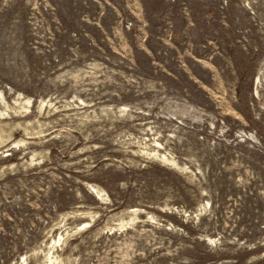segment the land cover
Wrapping results in <instances>:
<instances>
[{"label":"rangeland","instance_id":"obj_1","mask_svg":"<svg viewBox=\"0 0 264 264\" xmlns=\"http://www.w3.org/2000/svg\"><path fill=\"white\" fill-rule=\"evenodd\" d=\"M0 264H264V0H0Z\"/></svg>","mask_w":264,"mask_h":264},{"label":"trees","instance_id":"obj_2","mask_svg":"<svg viewBox=\"0 0 264 264\" xmlns=\"http://www.w3.org/2000/svg\"><path fill=\"white\" fill-rule=\"evenodd\" d=\"M136 175H139L141 178H137ZM153 175L161 178L163 175H175L172 171L159 166L156 163H147L143 167H139L137 169H115L113 167H107L100 176H78L79 179L83 182H91L98 186H100L107 194L110 199L112 206L118 207H131L134 203L130 202L132 197L133 188L129 187L127 190H123L119 188L120 183H134L140 179H146L148 176ZM152 182H147L144 185L145 188H151ZM188 187V185H185ZM82 192L87 195L91 201V203H97L95 196L89 191V189L82 183L81 185ZM182 196L185 197L186 200L189 199L187 193L181 190ZM171 222L173 224H178L185 231L186 234H191L193 231L189 228V225L178 223L172 218ZM203 244V242H201ZM208 256V255H207Z\"/></svg>","mask_w":264,"mask_h":264},{"label":"water","instance_id":"obj_3","mask_svg":"<svg viewBox=\"0 0 264 264\" xmlns=\"http://www.w3.org/2000/svg\"><path fill=\"white\" fill-rule=\"evenodd\" d=\"M91 191H92V192H95V190H94L93 188H91Z\"/></svg>","mask_w":264,"mask_h":264}]
</instances>
